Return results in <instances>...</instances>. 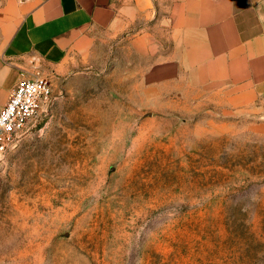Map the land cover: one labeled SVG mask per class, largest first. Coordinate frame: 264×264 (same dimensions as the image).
<instances>
[{"label": "rangeland", "instance_id": "obj_1", "mask_svg": "<svg viewBox=\"0 0 264 264\" xmlns=\"http://www.w3.org/2000/svg\"><path fill=\"white\" fill-rule=\"evenodd\" d=\"M138 30L0 152V264H264V100L146 79Z\"/></svg>", "mask_w": 264, "mask_h": 264}, {"label": "crops", "instance_id": "obj_2", "mask_svg": "<svg viewBox=\"0 0 264 264\" xmlns=\"http://www.w3.org/2000/svg\"><path fill=\"white\" fill-rule=\"evenodd\" d=\"M126 29H139L146 79L264 100V0H0V109L18 81L66 75Z\"/></svg>", "mask_w": 264, "mask_h": 264}, {"label": "built area", "instance_id": "obj_3", "mask_svg": "<svg viewBox=\"0 0 264 264\" xmlns=\"http://www.w3.org/2000/svg\"><path fill=\"white\" fill-rule=\"evenodd\" d=\"M53 98L52 83L46 77L16 83L0 109V152L6 151L42 112L49 113Z\"/></svg>", "mask_w": 264, "mask_h": 264}]
</instances>
